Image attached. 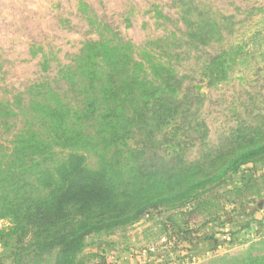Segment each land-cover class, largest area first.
<instances>
[{"label": "rangeland", "instance_id": "1", "mask_svg": "<svg viewBox=\"0 0 264 264\" xmlns=\"http://www.w3.org/2000/svg\"><path fill=\"white\" fill-rule=\"evenodd\" d=\"M90 42L171 65L202 95L208 146L188 145L190 160L247 126L264 130V0H0V102L17 108L49 86L64 94L68 68ZM22 123L0 122V155ZM86 157L96 170L97 157ZM203 184L87 236L78 262L264 264V216L255 217L264 204V152ZM17 228L0 220V264L56 263V248L40 252V238Z\"/></svg>", "mask_w": 264, "mask_h": 264}, {"label": "trees", "instance_id": "2", "mask_svg": "<svg viewBox=\"0 0 264 264\" xmlns=\"http://www.w3.org/2000/svg\"><path fill=\"white\" fill-rule=\"evenodd\" d=\"M68 76L64 94L49 86L17 108L0 102V122L24 124L0 155V220L40 238V252L56 248L55 264H80L87 236L138 220L264 152L255 140L264 130L247 126L190 160L185 148L208 146L209 129L202 95L171 65L90 42ZM86 154L97 157L96 170Z\"/></svg>", "mask_w": 264, "mask_h": 264}, {"label": "crops", "instance_id": "3", "mask_svg": "<svg viewBox=\"0 0 264 264\" xmlns=\"http://www.w3.org/2000/svg\"><path fill=\"white\" fill-rule=\"evenodd\" d=\"M255 212H256L255 217H258L259 215L264 216V204H262V206H260V210L258 208H256Z\"/></svg>", "mask_w": 264, "mask_h": 264}]
</instances>
